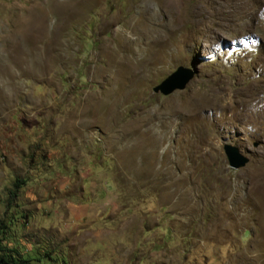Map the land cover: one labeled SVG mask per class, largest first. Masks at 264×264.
<instances>
[{"label": "rangeland", "instance_id": "obj_1", "mask_svg": "<svg viewBox=\"0 0 264 264\" xmlns=\"http://www.w3.org/2000/svg\"><path fill=\"white\" fill-rule=\"evenodd\" d=\"M0 220L49 264H264V0H0Z\"/></svg>", "mask_w": 264, "mask_h": 264}, {"label": "trees", "instance_id": "obj_2", "mask_svg": "<svg viewBox=\"0 0 264 264\" xmlns=\"http://www.w3.org/2000/svg\"><path fill=\"white\" fill-rule=\"evenodd\" d=\"M25 180L15 179L13 182V189L9 191L8 207H11L13 202L18 198L20 189L24 186ZM18 206V205H17ZM27 214L20 215L24 220L27 219ZM16 219V220H15ZM17 218H13L12 221H17ZM11 220H0V264H49L53 259L48 251H44L43 255L36 253L35 255L22 254L18 248L19 244L16 241L15 246L9 247L5 241L9 237ZM45 257V258H44ZM63 264L66 261L62 258Z\"/></svg>", "mask_w": 264, "mask_h": 264}, {"label": "water", "instance_id": "obj_3", "mask_svg": "<svg viewBox=\"0 0 264 264\" xmlns=\"http://www.w3.org/2000/svg\"><path fill=\"white\" fill-rule=\"evenodd\" d=\"M197 74L198 71L195 66L192 68L179 66L159 84L153 87L152 92L154 94L159 93L162 96H168L176 91H183ZM222 148L230 169L239 170L248 164V157L243 155L236 146L225 143Z\"/></svg>", "mask_w": 264, "mask_h": 264}]
</instances>
